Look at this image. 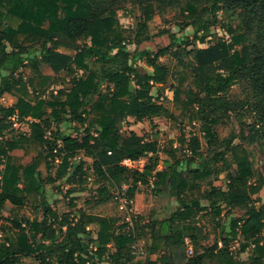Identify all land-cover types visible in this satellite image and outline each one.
<instances>
[{
    "label": "trees",
    "instance_id": "trees-1",
    "mask_svg": "<svg viewBox=\"0 0 264 264\" xmlns=\"http://www.w3.org/2000/svg\"><path fill=\"white\" fill-rule=\"evenodd\" d=\"M125 4L137 6L143 18L137 25L135 44L146 29V22L166 8L178 9L185 20L181 27H192L202 44L210 36L211 28L219 23L221 8L230 12L238 20L235 29L228 28L230 42L218 39L216 44L193 52L187 96L180 99L179 86L184 78L181 76L173 91V101L188 112L190 120L201 122V138L210 149L217 143L212 125L235 107L227 99L229 89L243 85L249 94L241 108L254 114L251 137L264 138V0H0V97L4 94L16 97L13 105H0V216L6 203L13 208L23 207L30 193L38 196L43 209L40 221H25L24 227L12 220V230L0 242V264H18L22 257L29 256L40 264H51L53 257L57 264H264V203L249 206L261 190V182L260 179L250 182L254 171L247 151L242 150L241 155L234 151L235 172L229 171L232 165L224 151L214 153L213 162L227 171L226 187L221 189L208 183L206 189H201V181L212 170L197 136L188 138L186 148L178 150L185 156L171 155L159 161L154 142L144 141L133 132L125 137L120 135L119 126L127 118L140 122L168 114L157 103L162 93L154 98L151 89L153 84L163 85L170 75L168 67L158 62L165 48L154 55L147 51L136 55L126 51L124 30L116 21L118 10ZM81 39H89L91 44L78 46ZM60 47L73 53L59 52ZM137 58H144L152 71L137 72L133 66ZM42 64L54 73L66 71L73 75L71 87L43 97L50 77L39 72ZM26 66L34 77L23 81L20 70ZM76 71L84 76H78ZM35 75L39 82H35ZM102 83L106 84L105 93H100ZM28 87L37 93L35 99L25 98L22 89ZM94 96L96 99L88 109L87 101ZM92 114L93 119L80 140L58 129L66 116L83 125L86 116ZM13 115L19 120H32L28 122L29 133L5 139L4 132H14L9 121ZM46 132L50 133L47 138ZM22 139L37 143L47 152L45 165H53L55 158H60L54 177L43 180L36 161L26 166L12 162L8 153L19 148ZM79 151L91 160V169L98 179L97 204L109 201L110 189L122 186H126L129 200L139 186H149L152 195L167 193L177 203V210L165 221L167 227H171L174 219L183 221L176 230L161 238L155 223L141 227L150 229L151 240L146 245L144 261L134 260L133 245L145 235L142 231L137 233L136 227L119 232L116 221L109 217L91 213L78 217L69 213L58 215L45 200L44 184H54L68 175L69 159ZM143 158L147 162L141 171L121 165L125 159ZM159 165L161 169H157ZM82 174L81 163L68 180ZM235 209H246L245 216L230 219L227 237L221 235L216 245L194 252L192 257L173 259L172 245L185 246L186 239L191 246L198 245L197 227L188 221L192 216L202 212L211 215L213 221L216 219V227H221V217ZM140 220L131 216L135 225ZM90 225H95L96 231L89 229ZM230 241L238 243V254L249 252L246 260L232 253ZM164 247L166 255L149 259V255Z\"/></svg>",
    "mask_w": 264,
    "mask_h": 264
},
{
    "label": "rangeland",
    "instance_id": "rangeland-1",
    "mask_svg": "<svg viewBox=\"0 0 264 264\" xmlns=\"http://www.w3.org/2000/svg\"><path fill=\"white\" fill-rule=\"evenodd\" d=\"M123 7L118 10L116 21L124 30V36L126 38L124 43L127 44L126 51L129 54L135 53V55L138 52L147 51L151 55H154L159 49L165 48L166 52L164 56L158 58V62L168 67L170 75L163 85L153 84V88L151 89V95L154 98H156L159 92L162 93V98L158 99L157 103L163 105L168 110V114L140 122L135 121L133 118H127L119 126L120 135L125 137L130 132H133L144 141L154 142L157 148L156 156L159 158V161L171 155L178 157L185 156V153L178 150L186 148L188 138L197 136L201 143V151L204 158L210 162V168L212 170V173L205 180L201 181V189H206L208 183H212L221 189H225L226 187L227 171L220 166V163L213 162L212 155L214 153L224 151L225 157L232 165L229 171L235 172L236 165L233 162V154L237 152L238 155H241L242 150H245L247 151L248 159L254 171V177L250 182H255L258 179L261 182V190L253 196V201L249 206L257 207L260 203H264V138L253 140L251 137V126L254 124V114L247 111L245 107L243 109L241 108V103H245L248 99L249 93L247 89L243 85H235L229 89L227 99L230 103H234L235 107L220 122L212 125V131L217 135V143L210 149L205 146L201 138L203 131L201 122L190 120L188 112L182 111L181 105L173 101V91L177 88L181 76L184 78L179 86L180 99L184 100L187 96V91L192 81L190 65L194 64L193 52L196 49H204L216 44L218 39L230 42L231 34L228 32V28L235 29L238 20L222 7L218 12L219 23L211 28L210 36L202 44L194 36V29L192 27H181L185 20L183 15L179 13V10L176 8H166L163 11L156 12L152 19L146 22V29L140 35L139 43L135 44L133 43L134 35L137 32V25L143 21L142 14L137 6L125 4ZM12 23L15 24L16 22L12 21ZM83 44L90 45L91 43L89 39H81L77 42L78 46H82ZM59 52L67 54L73 53V51L66 47H60ZM133 66L140 74L150 73L152 71L145 63L144 58H137ZM38 70L42 75L50 77L49 87L45 89L43 97L48 98L51 92L55 93L61 89L68 90L71 87L73 75H68L66 71L54 73L45 64L40 65ZM32 72L27 66L20 70L23 81L34 77ZM76 73L78 76L82 74L80 71H76ZM6 74V72H1V75ZM35 82H39L37 75H35ZM106 91V84L102 83L100 93H105ZM22 92L25 93L26 99H35L37 97V93H33L30 87L27 90L22 89ZM95 99L96 96L92 97L89 102L87 101L88 109L90 103L95 101ZM15 101L16 97L12 95L4 94L0 97V105L4 107L13 105ZM86 117V123L80 125L75 121H71L66 116L65 121L59 124L58 129L64 134L71 135L80 140L85 135L84 130L93 119V114ZM22 127L25 129L26 125H22ZM6 133L4 132L2 134L5 139H9L13 135L18 136L19 134H14V132ZM235 146L238 147L237 150H233ZM173 151L177 152L173 154ZM46 154L47 152L37 143L27 141V139H22L19 148L8 153L12 158V162L16 165L26 166L36 161L37 170L43 180L54 177L57 167V163L49 166L45 165L44 158ZM150 156L148 155V157ZM146 162L147 158L140 159L129 169L141 171L146 165ZM81 163L83 164V174L74 180H68L69 175ZM91 163V160L85 157L81 151L77 152L74 157L69 159L70 166L68 175L56 181L54 184H44L45 200L52 209H55L58 215L69 213L70 215L78 217V214L91 213L109 217L116 221V231L119 232L128 231L130 228L136 227L138 230L137 233H141V231L145 233L143 239H138L135 244L142 251L138 259L144 261L147 257L146 245H149L151 240L148 234L150 229L148 227L141 229V227L155 223V227L158 230L157 234L161 238L170 231L176 230L183 221L174 219L171 227H167L165 221L177 210V203L168 197L167 193L161 196H154L151 194V187L139 186L131 200L130 207L133 215L139 217L141 220L137 225L131 222V226L129 224L126 226L124 224L125 222L127 223L125 214L118 209L117 201L114 199V194L121 192V189L116 187L110 189L109 201L103 204H97L98 184L96 182L98 179L91 169ZM157 169H161V166L159 165ZM245 212L246 209H235L230 214L222 216L219 221L221 227H216V219L213 221L211 215L202 212L192 216L188 221L197 227L199 234L198 245H192L194 252H201L216 245L221 235L227 237L230 219L234 217L242 218L245 216ZM42 218L43 209L40 204V199L35 193L28 194L26 204L21 208H13L11 204L6 203L5 210L0 216V242L3 240L4 235L9 230H12L13 219L22 223V227H24L25 221L31 223L32 221H40ZM89 229L96 231V226L90 225ZM14 232L17 233V229H14ZM218 245L220 246V242ZM229 245L232 253L237 255L240 260H246L248 258V251L238 254V243L236 241H230ZM110 250L113 251L114 247L111 246ZM186 250L187 246H182L180 255H183L184 259L187 258ZM166 253L167 250L164 247L157 254L149 255L148 257L154 260L163 254L166 255ZM18 264L40 263L35 257L29 256L22 257ZM51 264H57L55 257L52 258Z\"/></svg>",
    "mask_w": 264,
    "mask_h": 264
},
{
    "label": "built area",
    "instance_id": "built-area-1",
    "mask_svg": "<svg viewBox=\"0 0 264 264\" xmlns=\"http://www.w3.org/2000/svg\"><path fill=\"white\" fill-rule=\"evenodd\" d=\"M9 121L11 123V129L15 132V133H21L23 135L29 133V129H28V122H31L32 120L30 118H25L24 120H19L17 115H13L9 118ZM22 125H26V128L23 129ZM20 131V132H19ZM50 133L46 132L45 133V138L49 137ZM55 152V151H54ZM136 161H132L130 159H125L121 165L127 167V168H131L133 167L134 163ZM54 163L59 164L60 163V158L56 157L54 160ZM122 191L121 192H117L114 194V199L117 201L118 204V209L125 214L127 223L131 226V216L133 215V211L130 207L131 205V200H129V198L127 197L126 194V186H122L121 188ZM24 226V225H23ZM132 229L130 228L128 231H131ZM186 244H187V250H186V254L188 257H192L194 254L193 248L192 246L189 244V241L186 239L185 240ZM142 253V251L137 248L135 245H133V255H134V260H137L140 256V254Z\"/></svg>",
    "mask_w": 264,
    "mask_h": 264
},
{
    "label": "crops",
    "instance_id": "crops-1",
    "mask_svg": "<svg viewBox=\"0 0 264 264\" xmlns=\"http://www.w3.org/2000/svg\"><path fill=\"white\" fill-rule=\"evenodd\" d=\"M12 22V20H10ZM55 210V209H53ZM186 245V244H185ZM183 244L181 245H172V257L174 260H183V255H180L181 252V248H182Z\"/></svg>",
    "mask_w": 264,
    "mask_h": 264
}]
</instances>
